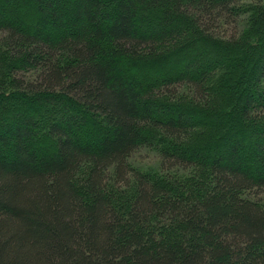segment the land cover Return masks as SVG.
<instances>
[{
	"label": "trees",
	"instance_id": "obj_1",
	"mask_svg": "<svg viewBox=\"0 0 264 264\" xmlns=\"http://www.w3.org/2000/svg\"><path fill=\"white\" fill-rule=\"evenodd\" d=\"M0 32V264H264V0H0Z\"/></svg>",
	"mask_w": 264,
	"mask_h": 264
},
{
	"label": "rangeland",
	"instance_id": "obj_2",
	"mask_svg": "<svg viewBox=\"0 0 264 264\" xmlns=\"http://www.w3.org/2000/svg\"><path fill=\"white\" fill-rule=\"evenodd\" d=\"M245 16L242 15L239 17V19L236 22H223L221 25L213 26L211 28L212 32H215L221 36H229L231 34H234L241 30L243 24H244ZM4 33L0 32V51L4 50L3 45V38ZM19 77H32L31 72H19ZM181 92H185L187 95H192V93L195 92L194 88L189 87V85H181L179 87ZM128 163L131 165V167L135 169H139L141 171H150V172H157L162 173L161 169V156L159 154V150L157 146H142L137 148L129 157H128ZM173 169H179L178 171L181 172L182 168L174 167ZM185 170V169H183ZM111 172L108 173L109 182L112 186L114 184L120 189H125V186L121 183V181L117 182L115 181L114 176H110ZM245 196L251 199H256L264 204V188L263 189H253L245 192Z\"/></svg>",
	"mask_w": 264,
	"mask_h": 264
}]
</instances>
